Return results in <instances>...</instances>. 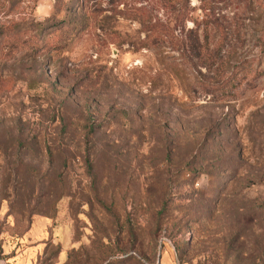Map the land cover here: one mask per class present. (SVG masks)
Segmentation results:
<instances>
[{
	"label": "rangeland",
	"instance_id": "obj_1",
	"mask_svg": "<svg viewBox=\"0 0 264 264\" xmlns=\"http://www.w3.org/2000/svg\"><path fill=\"white\" fill-rule=\"evenodd\" d=\"M0 264H264V0H0Z\"/></svg>",
	"mask_w": 264,
	"mask_h": 264
},
{
	"label": "trees",
	"instance_id": "obj_2",
	"mask_svg": "<svg viewBox=\"0 0 264 264\" xmlns=\"http://www.w3.org/2000/svg\"><path fill=\"white\" fill-rule=\"evenodd\" d=\"M38 48H39V47H35V48H34V51H36Z\"/></svg>",
	"mask_w": 264,
	"mask_h": 264
}]
</instances>
